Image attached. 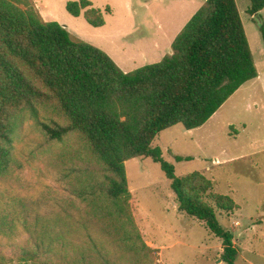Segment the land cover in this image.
<instances>
[{
  "label": "trees",
  "instance_id": "1",
  "mask_svg": "<svg viewBox=\"0 0 264 264\" xmlns=\"http://www.w3.org/2000/svg\"><path fill=\"white\" fill-rule=\"evenodd\" d=\"M249 1L248 14L260 18L264 0ZM65 10L93 28L105 25L90 0H68ZM259 32L264 46V22ZM257 78L235 0H206L175 37L171 54L130 73L57 22H44L32 0H0V180L17 165L14 142L26 120L48 143L78 139L72 153L48 158L67 197L44 214L22 205L24 231H0L21 232L32 242L19 264H155L157 251L142 238L130 205L125 163L136 158L160 165L177 211L203 224L220 240L222 261L235 264L233 235L215 212H233L234 201L213 194L200 173L177 178L153 142L176 125L201 128ZM0 264L7 259L0 256Z\"/></svg>",
  "mask_w": 264,
  "mask_h": 264
},
{
  "label": "rangeland",
  "instance_id": "2",
  "mask_svg": "<svg viewBox=\"0 0 264 264\" xmlns=\"http://www.w3.org/2000/svg\"><path fill=\"white\" fill-rule=\"evenodd\" d=\"M32 1L44 22H57L73 40L98 48L130 73L171 54L175 37L206 0H90L103 12L101 28L89 26L83 15L69 16L68 0ZM235 2L258 78L243 85L205 127L186 131L176 125L160 133L153 147L161 150L162 160L173 166L177 178L200 173L212 182L213 194L234 201L233 212H215L220 225L233 235L235 264H264V46L259 32L264 9L260 18L251 17L249 0ZM77 142L69 137L63 143H48L36 123L26 120L14 142L17 165L0 180V225H4L0 231H24L22 205L44 214L55 199L67 197L48 158L51 152L72 153L70 146ZM175 157L191 160L178 162ZM125 169L131 209L145 243L157 251L155 264H225L220 240L196 219L177 211L170 181L158 163L136 158L127 161ZM206 201L213 206L209 198ZM24 250H33L26 235L0 234V256L7 264H19Z\"/></svg>",
  "mask_w": 264,
  "mask_h": 264
},
{
  "label": "crops",
  "instance_id": "3",
  "mask_svg": "<svg viewBox=\"0 0 264 264\" xmlns=\"http://www.w3.org/2000/svg\"><path fill=\"white\" fill-rule=\"evenodd\" d=\"M201 6H202V3H201ZM200 6V7H201ZM36 8V7H35ZM42 18V17H41ZM178 35V34H177ZM125 73V72H124ZM245 85V84H244ZM216 115V114H215ZM214 117V116H213ZM212 117V118H213ZM212 118L204 125V126H202L201 128H203V127H205L207 124H209V122H211L212 121ZM201 128H199V129H201ZM198 130V129H197ZM129 188V187H128ZM131 194V193H130ZM132 205H133V201H132V203H131ZM176 209H177V207H176ZM132 212H133V215H134V211H133V209H132ZM152 246H154L153 244H152ZM155 247V246H154Z\"/></svg>",
  "mask_w": 264,
  "mask_h": 264
}]
</instances>
